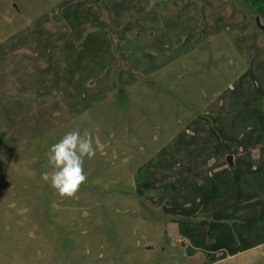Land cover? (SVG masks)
<instances>
[{
    "label": "rangeland",
    "instance_id": "obj_1",
    "mask_svg": "<svg viewBox=\"0 0 264 264\" xmlns=\"http://www.w3.org/2000/svg\"><path fill=\"white\" fill-rule=\"evenodd\" d=\"M182 2L0 0V264H189L220 201L264 264V32L232 13L264 0H207L197 42ZM74 129L96 155L61 198L41 173Z\"/></svg>",
    "mask_w": 264,
    "mask_h": 264
},
{
    "label": "crops",
    "instance_id": "obj_2",
    "mask_svg": "<svg viewBox=\"0 0 264 264\" xmlns=\"http://www.w3.org/2000/svg\"><path fill=\"white\" fill-rule=\"evenodd\" d=\"M254 1L255 0H245V2H248V4H252ZM206 3H207V0H183L181 7L183 10H185V13L186 12L188 13L187 18L185 17V23H186L187 27L190 26V24H192L194 26L193 27L194 29L193 30L191 29V31H189V35L184 36L185 40L192 42L193 37H194L195 42H197V40L200 38L201 34H199V27L201 26V24L199 22H197L196 17L198 16V12H199V18H202L204 16V14L207 12V10H209L208 7L206 6ZM251 6L253 7L251 9L255 8L254 5H251ZM259 6L260 7H258V10H260V13L259 12L258 13L261 16L263 24H261L258 27L255 26V24L251 23V20L247 14L246 15L240 14V10H237V11L233 10V12H232L234 15L241 17V19L244 23V26L247 27L253 33L254 37L259 35L261 32H264V5L262 4ZM191 7L194 8V10H193L194 13L190 12ZM256 12H257V10H256ZM215 18L217 20L216 15H215ZM203 19H204V17H203ZM193 21H194V24H193ZM203 25L204 26L206 25V21H205V23H203ZM261 26H262V28H261ZM219 34H221V33H219ZM240 35H242V34L240 33ZM167 65H168V63H166L164 65H160L158 68H161V67L167 66ZM253 70H254L255 74H258V75L260 74L263 76V74H264V60L255 64V69H253ZM251 73H252L251 70H249L247 83L249 84V86L252 83H253V86H255V83L253 81L254 75L250 76ZM257 171H259V169ZM257 171H255V172H257ZM257 177H260V180L264 181V169H263L262 173H260ZM222 209H224V202L220 201V202L214 203L213 205H210L208 207V210H206V212H205V213H207V218H210V217L211 218H218V220L217 221H210L209 225L205 228H203L205 225V222H201L200 223L201 226L199 227L200 229L197 231L198 236L199 235L201 236V234L209 235L212 233L213 236H211L210 240L214 241L213 246L207 247V249L202 250L201 245L203 244L204 239L200 238L201 240L196 241V243H191L192 246H190L188 248V250L190 252H192V253H190L189 258L196 255V254L201 253L204 257V261L202 264H239L238 255L241 254V252L238 251L239 249H237V247L239 245L237 244L236 241L233 240L230 242V241H227L225 238L226 236H229L228 233L232 230L233 226H229L228 224L223 223L225 219H223L224 217L221 215L223 213ZM230 217L233 220H237L241 216H239L238 214L236 216H232V214H231ZM243 217L249 219V217L252 218V214L249 212V214H244ZM240 238L241 237L238 236V239H240ZM244 239L247 240L246 235L244 236ZM198 243L200 245H196ZM263 245H264V241L256 243V244H252V245H249L248 247L247 246L244 247L242 249L243 250L242 252L249 253L250 250L257 249L259 247H262ZM246 262H248V261H246Z\"/></svg>",
    "mask_w": 264,
    "mask_h": 264
},
{
    "label": "clouds",
    "instance_id": "obj_3",
    "mask_svg": "<svg viewBox=\"0 0 264 264\" xmlns=\"http://www.w3.org/2000/svg\"><path fill=\"white\" fill-rule=\"evenodd\" d=\"M96 155L92 134L79 129L67 132L47 152L48 166L53 170L43 171L41 179L50 183L61 198H74L87 181L84 171L85 160Z\"/></svg>",
    "mask_w": 264,
    "mask_h": 264
},
{
    "label": "water",
    "instance_id": "obj_4",
    "mask_svg": "<svg viewBox=\"0 0 264 264\" xmlns=\"http://www.w3.org/2000/svg\"><path fill=\"white\" fill-rule=\"evenodd\" d=\"M259 26H260V24H259ZM228 161L230 164H232V158L231 157L228 159ZM203 261H204V257L201 253L196 254V255L189 258V264H202Z\"/></svg>",
    "mask_w": 264,
    "mask_h": 264
}]
</instances>
